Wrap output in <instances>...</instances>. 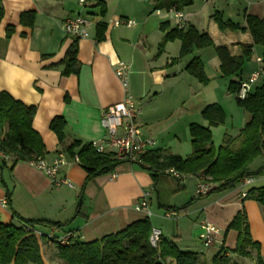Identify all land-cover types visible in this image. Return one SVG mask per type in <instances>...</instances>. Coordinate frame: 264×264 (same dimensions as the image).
I'll return each instance as SVG.
<instances>
[{
	"label": "crops",
	"instance_id": "obj_1",
	"mask_svg": "<svg viewBox=\"0 0 264 264\" xmlns=\"http://www.w3.org/2000/svg\"><path fill=\"white\" fill-rule=\"evenodd\" d=\"M1 1L4 15L0 22V92H6L25 106L35 108L31 127L43 141L45 152L42 159L51 163L57 156H63L66 163L60 168L58 176L66 179L72 187H53L49 178L31 163L18 162L10 172L0 170V202L6 200L1 179L11 193L10 207L7 203L4 206L0 203V224H20L13 218L11 208L16 215L26 220L67 224L63 229L74 230L72 235L86 243L119 232L129 224L147 218L135 210L144 193L148 194L149 209L154 192L159 207H175L160 204L157 191L158 183L168 181L172 176H159L153 186V181L145 170L134 163H124L113 173L89 182L82 194L80 214L76 216L80 202L79 190L85 173L77 163L66 158L63 149L73 139L91 143L105 137L106 131L100 121L101 111L123 99V89L113 73L114 65L121 61L129 66L128 91L140 107L137 118L140 136L155 143L147 151L160 149L186 158L191 153V139L189 134L186 138L184 132L188 133V126L192 123L187 119H201V111L209 104L216 103L223 108L219 97L224 96L222 91L218 93L217 80L225 78L220 75L219 61L212 47L195 50L192 55L171 64L170 60L178 56L180 43H166L163 51L159 53L158 47L163 37L159 25L168 22L174 28L190 24L199 32H206L215 47L223 45L231 56H239L240 45L251 43L250 35L240 31H220L212 15L218 11L224 19L231 21L236 16L240 20L235 22L243 26L244 13L259 18L264 15V0L235 1L241 6L230 5L228 0H219L221 8L218 10V0H203V6L195 9L192 4L181 12L153 11L150 0H100L106 6L103 18L95 7L97 0H89L84 8L78 4V0ZM27 11L35 13V22L30 28L19 24L20 14ZM77 14H82L91 21L89 36L77 40L78 74L64 77L61 75L64 69L61 62L74 39L63 32L61 24L66 18ZM176 14H180L181 18L176 17ZM116 19L132 20L135 25L114 27L111 21ZM98 22L106 24L104 40L101 42L95 41V26ZM8 26H12L14 32L5 40ZM256 53L257 49L254 47L251 60L243 66L240 76H235L233 81L246 79L256 71L250 69L245 72L246 65L255 62L262 51L260 54ZM192 57H198L203 64L209 79L206 86L197 81L196 84L193 83L188 79L191 76L186 77L189 75L184 72V68ZM160 60L162 62L158 63ZM258 67L259 64L256 69ZM163 96L165 99H159ZM226 98L230 96L226 95ZM57 116L66 122V138L62 144L58 143L56 136L49 130L50 121ZM246 122L243 115L239 126L231 128L235 134H229L226 130L223 137L237 136ZM177 124L182 128L178 129ZM199 125L207 126V123L201 119ZM217 129L218 127L210 129L212 135ZM180 134L184 138L183 145L178 138ZM179 149L182 151L179 152ZM6 165L10 166L8 160ZM185 179L193 182L192 197L198 198L196 188L203 177L186 176ZM251 179V184L243 188L244 192L264 187V176ZM174 180L178 184L179 181ZM182 187L186 189V184L182 183ZM205 200L195 217V224L198 226L196 238L199 241L203 223L214 226L219 234L215 237L214 246L210 247L217 249L212 254L200 251L202 258L209 261L221 246L228 250L235 247L237 233L228 231L224 235V232L236 213L243 210L252 240L260 245L259 254L264 264V207L255 201L242 198L240 188L217 192L212 200ZM83 204L85 211H82ZM178 217L181 216L177 214L170 220ZM151 226L155 228L152 224ZM179 226V222L176 223L170 238L167 236L169 234L159 229L161 236L168 240L173 239L174 243L182 242L183 235ZM50 230H54L56 236L65 234L57 229L43 227H38L37 231L46 234ZM38 242L44 264H58L55 259V246L43 239ZM199 243L201 244L200 241ZM227 255L232 261L239 263L233 254L227 252ZM241 260L244 264H256L254 256Z\"/></svg>",
	"mask_w": 264,
	"mask_h": 264
},
{
	"label": "trees",
	"instance_id": "obj_2",
	"mask_svg": "<svg viewBox=\"0 0 264 264\" xmlns=\"http://www.w3.org/2000/svg\"><path fill=\"white\" fill-rule=\"evenodd\" d=\"M153 11L181 12L185 7L193 4L194 0H150ZM238 1V0H237ZM235 2V1H234ZM100 17H104L106 6L104 2L97 0ZM4 15L2 1L0 0V22ZM214 23L220 31H240L250 35L251 43L240 45L241 54L231 56L223 45L214 46L206 32H199L194 26L186 24L182 27H171L168 22L159 25V31L163 34L159 43L158 52L161 53L166 43L178 41L179 53L176 59H171L174 64L195 50L214 48L219 61V72L222 78L240 76L243 66L251 60L254 47H260L259 69L260 78L252 86L244 99L237 97L240 82L245 80L230 81L227 91L234 97L237 107L249 115L247 122L238 132L237 136H224L222 144L215 148L212 143L211 128L225 123V113L220 105L213 103L207 105L200 113V117L207 123L202 126L191 123L188 126L191 153L182 158L167 151L155 149L146 151L139 156L140 162H135L140 169L145 170L155 185L159 176L167 174L168 170L184 176H202L204 184L214 185L205 195L222 192L235 188L243 178L263 177L264 166L251 171L252 162L264 157V15H243V23L224 19L223 15L215 11L212 15ZM35 22L33 11L23 12L19 16V24L24 27H32ZM106 24L98 22L95 26V41L104 40ZM14 32L12 26L6 28L5 40H8ZM77 55V40L74 39L68 48L61 65L64 66L61 75L64 77L77 75L79 71ZM184 72L193 77L200 85L209 83L203 64L198 57H192L186 64ZM260 83L257 85V83ZM67 102V99H65ZM35 115V108L28 107L15 100L6 92H0V170L10 172L18 162L30 163L42 159L45 147L39 134L35 132L31 123ZM66 122L60 117H54L49 123V130L56 136L59 144L66 138ZM63 153L67 159L77 161L85 178L80 187V202L76 216L80 214L82 194L90 181L97 177L113 173L120 165L127 163L117 159L112 153H98L91 143H84L73 139L64 147ZM6 157L7 159L3 158ZM6 160L10 166L6 165ZM5 189L6 203L10 207L11 193L1 179ZM245 200H252L264 207V187L247 191ZM192 202V201H191ZM182 208L166 207L167 212L180 214L185 211ZM11 214L20 224H0V264H44L38 239L34 232L38 227L57 229L62 233L71 235L69 244L55 246V259L61 264H240L232 261L227 252L236 258L251 259L255 257L256 264H262L260 258V245L252 240L246 213L241 210L236 213L227 225L224 235L228 231L237 233L235 247L231 250L220 247L209 261L202 258L199 253L183 252L174 243L160 236L157 245H150L152 226L149 218L129 224L123 230L102 237L91 242H82L73 236L74 230H64L67 224L52 223L43 220H26L16 215L12 209Z\"/></svg>",
	"mask_w": 264,
	"mask_h": 264
},
{
	"label": "built area",
	"instance_id": "obj_3",
	"mask_svg": "<svg viewBox=\"0 0 264 264\" xmlns=\"http://www.w3.org/2000/svg\"><path fill=\"white\" fill-rule=\"evenodd\" d=\"M228 1L234 2L237 0ZM88 3L89 0H78V4L82 8L86 7ZM176 17L181 18V15L176 14ZM111 24L114 27H132L135 25V22L127 19H116L111 21ZM90 25L91 21L87 17L82 14H77L63 20L61 28L67 36L79 40L89 36ZM260 61V58L255 59L257 64H260ZM128 70L129 66L124 62L118 61L114 65L113 73L123 89V99L116 104L105 107L101 111V126L106 131V135L102 140L93 141L91 144L98 153H112L117 159L124 160L127 163H135L140 162L139 156L145 153L148 149L152 148L155 143L151 139H142L140 136V131L137 125L140 107L128 91ZM260 75L261 71L258 67L256 71L252 72L245 80L240 82L237 93L238 99L242 100L245 98L252 86L260 78ZM3 158L7 159L4 156ZM74 162L77 163L76 159ZM30 163L49 178L53 187H58L60 185L72 187L66 179H61L58 176L60 168L66 163L63 156H57L51 163H46L43 159H37L36 161ZM166 173L179 182L184 178L183 175H180L173 170H168ZM251 182V178H243L238 183V186L241 189L242 198H245L246 196V192L243 191V188L250 185ZM212 187L213 185L211 184H204L200 182L196 188V195H205ZM147 198L148 194L144 193L141 197L142 200L136 205L135 210L143 213L148 218L151 213L149 211ZM0 203L4 206L6 204V200H2ZM176 216V212L169 211L164 213V217L167 219H171ZM201 228L202 233L199 235V241L205 248L213 247L215 237L219 234V230L208 223L201 224ZM54 232V230H50L49 233L44 234L42 232L35 231L34 235L38 240L43 239L45 242L53 246H66L69 244L71 237L70 234L67 233L62 236H56ZM160 236V230L152 228L150 245L153 248L156 247Z\"/></svg>",
	"mask_w": 264,
	"mask_h": 264
},
{
	"label": "rangeland",
	"instance_id": "obj_4",
	"mask_svg": "<svg viewBox=\"0 0 264 264\" xmlns=\"http://www.w3.org/2000/svg\"><path fill=\"white\" fill-rule=\"evenodd\" d=\"M221 1V0H220ZM239 2V1H238ZM238 2L233 3L232 1L227 2L228 4L232 5H239L241 6V4H237ZM219 5L217 4L216 9H220L221 4L218 0ZM204 5L203 0H194L193 3V7L196 9L198 7H201ZM232 20L235 22L236 20H240L238 19L236 16L232 18ZM257 49V53L256 54H260V52L262 51V49L260 47H255ZM208 51V50H205ZM207 53V52H206ZM162 60H160L158 63H161ZM257 64L255 62H250L249 64L246 65V71L248 72V70L250 69H254L256 70ZM210 70V69H209ZM186 77H190V76H186ZM233 78L235 79V76L232 77L231 79H223L217 80V86H218V93L220 94L221 91L223 92V96L224 97H219V100L221 102L222 105V109H224V113H225V117H226V124L218 126V129L213 131V135L211 133L212 136V143L214 145L215 148H218L221 144H222V140H223V134L226 130H228L229 134H235L233 133V131H231V128L233 127L234 129L236 127L239 126L241 120H242V116L244 115L245 119L248 120L249 115L246 114L245 112H243V110L239 107H237V105L234 102V97L232 94H229L227 92V86L228 83L230 81H233ZM190 79V81H192L193 83H197L196 80L192 77L188 78ZM224 81V82H222ZM129 84L130 81L128 80ZM221 82L223 84H221ZM260 83V81L257 83V85ZM130 87V86H128ZM226 95H229L230 98H226ZM221 96V95H220ZM159 99H165V96L160 97ZM232 105V106H231ZM190 120V122L192 123H196L199 124L201 119L200 118H191V119H187ZM177 128H182L180 124H177ZM217 128V127H215ZM179 131V130H178ZM232 132V133H230ZM185 137H188V133H185ZM183 145L184 142V138L183 136L180 134L178 137ZM178 140H175V143H177ZM181 152L182 150L179 149ZM183 154V153H181ZM264 166V157H259L257 159H255L251 166L250 169L251 171H255L258 168ZM163 177V176H162ZM183 179L181 180V182H177L172 178V179H168V181L165 182H160L158 183V187H157V191L159 192V203L160 204H165V205H172L175 206V208H182V207H186L184 212H181L180 214H178V219L175 220H170L164 217V213H165V209L163 207H159L156 201V192H154L152 200H151V206H150V213H151V217L149 218L150 223L153 225V227L158 228L163 230V232H165V234H169L167 235L170 238V234H172V232L175 229L176 223L179 222V231L180 233L183 235V241L182 242H177L175 243L176 246L179 248L180 251L183 252H195V253H199L200 251L202 253L205 254H212L214 253L215 249H217V247H215V249H211V248H204L199 241L197 240V223L195 224V217L198 215V211L199 209L203 206V204L206 202L205 199H210L212 200L215 197V193L209 195L208 197H202V198H194L192 197L193 195V182H189L190 180L185 179L186 176L183 175ZM7 178V177H6ZM257 178V177H255ZM182 183L186 184V189L182 187ZM239 187L236 186L235 189L237 190ZM153 188L151 190V192H153ZM80 192V190H79ZM247 193V192H246ZM148 199V198H147ZM193 199V200H192ZM195 200V201H194ZM192 201V202H191ZM82 211H85V204H83L82 207ZM185 214H188V216H185ZM183 217V218H182ZM167 232V233H166ZM239 263L240 264H244L243 261L238 258Z\"/></svg>",
	"mask_w": 264,
	"mask_h": 264
}]
</instances>
